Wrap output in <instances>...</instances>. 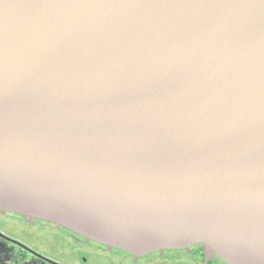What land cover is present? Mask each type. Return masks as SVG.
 <instances>
[{
	"label": "water",
	"instance_id": "obj_1",
	"mask_svg": "<svg viewBox=\"0 0 264 264\" xmlns=\"http://www.w3.org/2000/svg\"><path fill=\"white\" fill-rule=\"evenodd\" d=\"M0 211L264 264V0H0Z\"/></svg>",
	"mask_w": 264,
	"mask_h": 264
},
{
	"label": "flooded vegetation",
	"instance_id": "obj_2",
	"mask_svg": "<svg viewBox=\"0 0 264 264\" xmlns=\"http://www.w3.org/2000/svg\"><path fill=\"white\" fill-rule=\"evenodd\" d=\"M0 264H226L201 243L135 256L54 223L0 211Z\"/></svg>",
	"mask_w": 264,
	"mask_h": 264
}]
</instances>
